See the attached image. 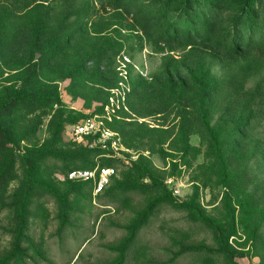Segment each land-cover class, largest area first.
<instances>
[{
  "label": "rangeland",
  "instance_id": "1",
  "mask_svg": "<svg viewBox=\"0 0 264 264\" xmlns=\"http://www.w3.org/2000/svg\"><path fill=\"white\" fill-rule=\"evenodd\" d=\"M0 264H264V0H0Z\"/></svg>",
  "mask_w": 264,
  "mask_h": 264
},
{
  "label": "built area",
  "instance_id": "2",
  "mask_svg": "<svg viewBox=\"0 0 264 264\" xmlns=\"http://www.w3.org/2000/svg\"><path fill=\"white\" fill-rule=\"evenodd\" d=\"M97 135L100 142L112 141V145H116V140L105 128H102L96 120H88L80 123L74 127V136L82 138L83 136ZM112 168H95L94 170H73L69 173V178L72 180L89 181L93 180L95 183L96 193H100L109 183V177L112 175Z\"/></svg>",
  "mask_w": 264,
  "mask_h": 264
},
{
  "label": "trees",
  "instance_id": "3",
  "mask_svg": "<svg viewBox=\"0 0 264 264\" xmlns=\"http://www.w3.org/2000/svg\"><path fill=\"white\" fill-rule=\"evenodd\" d=\"M21 97H18L17 99H15V100H21L20 99ZM200 104V103H199ZM199 106L200 105H198V108H199ZM197 107V106H196ZM198 113H199V116L201 117V119H202V121H203V125L207 128L206 130H209V124H208V118L210 117V114H209V112H208V109H206L205 108V106H203V107H201V108H199L198 110ZM89 136H94V137H98L97 135H89ZM89 136H87V137H89ZM72 156V155H71ZM75 156V158H79V157H82V154L81 153H76L75 155H73L72 157H74ZM83 161H85V163H86V158H84L83 159ZM111 165H103V166H97L99 169L100 168H111L110 167ZM97 167H87V166H85V167H82V168H76V167H73V168H71L69 171H68V177H69V173L71 172V171H73V170H77V169H80V170H94L95 168H97ZM72 180V179H71ZM74 181H82V180H74ZM83 182H90V183H94L93 182V180H89V181H83ZM30 187V186H29ZM93 187H94V189H95V185L93 184ZM106 188V187H105ZM105 188H104V190H105ZM102 192H104V191H102ZM102 192H100V193H98L97 195H99V194H101ZM20 216H21V227H23L24 226V223H25V221H24V211H22L21 213H20ZM20 248V241H19V237L17 238V249H19Z\"/></svg>",
  "mask_w": 264,
  "mask_h": 264
}]
</instances>
